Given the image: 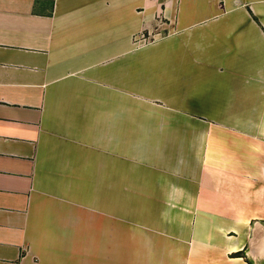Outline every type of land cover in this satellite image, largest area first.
I'll return each instance as SVG.
<instances>
[{
  "label": "crops",
  "instance_id": "obj_1",
  "mask_svg": "<svg viewBox=\"0 0 264 264\" xmlns=\"http://www.w3.org/2000/svg\"><path fill=\"white\" fill-rule=\"evenodd\" d=\"M0 264H264V0H0Z\"/></svg>",
  "mask_w": 264,
  "mask_h": 264
},
{
  "label": "rangeland",
  "instance_id": "obj_2",
  "mask_svg": "<svg viewBox=\"0 0 264 264\" xmlns=\"http://www.w3.org/2000/svg\"><path fill=\"white\" fill-rule=\"evenodd\" d=\"M154 36H156V33L153 34V39H154ZM149 37V36H148ZM151 38V37H150ZM152 42V39H149V40H146L144 44H147V43H150ZM140 43H142V41H140ZM145 46V45H144ZM127 226H123V229L126 228Z\"/></svg>",
  "mask_w": 264,
  "mask_h": 264
},
{
  "label": "built area",
  "instance_id": "obj_3",
  "mask_svg": "<svg viewBox=\"0 0 264 264\" xmlns=\"http://www.w3.org/2000/svg\"><path fill=\"white\" fill-rule=\"evenodd\" d=\"M141 38L143 42H145L146 40H149V38H147L144 34H142Z\"/></svg>",
  "mask_w": 264,
  "mask_h": 264
}]
</instances>
